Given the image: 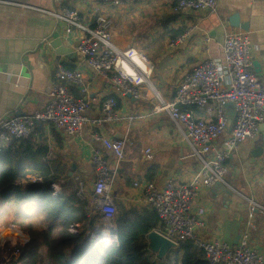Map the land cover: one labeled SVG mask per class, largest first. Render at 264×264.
<instances>
[{
	"label": "crops",
	"instance_id": "obj_1",
	"mask_svg": "<svg viewBox=\"0 0 264 264\" xmlns=\"http://www.w3.org/2000/svg\"><path fill=\"white\" fill-rule=\"evenodd\" d=\"M177 1L132 0L127 5L113 7L72 0L61 3L57 0H0V118L32 116L42 110L49 102V94L56 83L58 65L83 74L88 88L85 97L89 102V116L98 117L103 102L115 96L120 116L139 117L134 122L106 124L96 130L87 127L78 136H68L52 126L39 124L33 148L22 155L23 165L29 172L28 178L21 184L23 192L29 185L45 184L39 177L40 170L51 169L84 183L87 199L91 202L89 214L96 212V198L92 190L96 175L91 155L99 151L114 168L117 163L114 155L95 140L94 133L127 140L125 156L117 168L112 189L116 213L120 208H147L141 189L135 184L151 182L162 190L169 181L182 185L191 179L198 161L187 147L183 133L169 116L166 113L151 114L156 104L153 103L152 93L144 90L140 100L115 94L110 78L94 73L85 58L75 52L74 47L84 33L69 34L65 23L37 11L61 12L69 7L76 10L83 23L92 28L99 15L112 17L115 23L112 42L122 49L129 46L146 49L147 52H144L154 64V86L165 101L174 99L182 78L202 60L222 59V44L226 35L243 31L230 27L227 22L228 17L239 14L241 22L249 24V30L243 32L252 42L253 63L260 65V73L253 68L254 73L264 84V0H219L218 12L225 18L223 36L211 34L218 22L215 23L210 14H175L173 7ZM181 30L189 32V38L177 47H170L173 33ZM139 38L150 42L136 45ZM57 39H61L63 46L72 49L76 56L59 55L52 47ZM73 93L77 98L82 97L75 89ZM228 111L233 112L234 109ZM208 116L198 111L194 113V117L199 119ZM259 147H264V125L256 141L241 144L226 162L228 172L225 181L231 194L215 188L200 189L193 210H206L204 224L198 231L202 239L218 238L236 246L251 220L253 202L256 205L252 221L256 228L251 232V244L264 255V153L260 156L255 154ZM38 150L40 153L36 154ZM63 183L65 177L53 184L55 196L63 194ZM17 213L21 214L20 218L16 217ZM27 213H33L32 205L24 203L18 208L9 194L0 196V253L19 242L26 245L30 240L29 234L24 237L19 225L14 224V221L21 222ZM43 224L41 230L46 231ZM97 228L106 232L107 225L97 224L95 232Z\"/></svg>",
	"mask_w": 264,
	"mask_h": 264
},
{
	"label": "built area",
	"instance_id": "obj_2",
	"mask_svg": "<svg viewBox=\"0 0 264 264\" xmlns=\"http://www.w3.org/2000/svg\"><path fill=\"white\" fill-rule=\"evenodd\" d=\"M59 3L63 0H57ZM85 4H102L113 7L127 5L132 0H72ZM219 0H178L173 7L177 15L210 14L218 12ZM63 22L69 34L83 32V38L75 45V52L85 58L89 67L99 76L109 77L115 94L130 95L136 100L143 97L144 90L152 93L156 104L151 114L166 113L181 130L184 140L198 165L191 179L182 185L169 181L159 190L151 182L135 184L140 187L143 203L154 210L160 226L154 231L171 241L177 251L180 245L190 241L201 249L209 264H264V255L251 244L253 207L239 242L232 246L218 238L210 240L199 236L204 224L206 210L194 212L193 205L201 188H215L225 181L228 172L227 160L241 144L256 141L264 125V84L253 70V49L250 37L243 31L229 33L222 44V59L207 58L186 74L176 88L172 101H165L154 86V64L144 51L133 47L117 48L112 42L114 20L108 15H99L95 26L83 23L80 14L69 7L61 12L37 9ZM189 38V32L172 39L170 47H177ZM56 83L49 94V102L32 116L0 118V152L13 140L38 135V124L49 125L68 136H78L88 127L100 129L106 124L134 122L139 117H122L118 114V102L107 98L98 117L88 115V88L80 71H71L61 65L55 71ZM73 89L82 97L77 98ZM231 103L235 112L231 132L227 133ZM187 109V110H184ZM194 110L206 113L207 118L196 119ZM96 141L110 151L117 163L114 168L99 152L91 155L95 170L93 194L96 209L102 210L104 223H108L110 237L104 243L111 244L116 237L115 205L112 189L117 168L125 156L127 140L109 138L94 133ZM77 196L87 199L85 184L80 182ZM110 221V223H109ZM113 222V223H112ZM94 233L91 240L102 233ZM103 242V241H100ZM25 245L20 242L0 253V264H13L18 260Z\"/></svg>",
	"mask_w": 264,
	"mask_h": 264
},
{
	"label": "trees",
	"instance_id": "obj_3",
	"mask_svg": "<svg viewBox=\"0 0 264 264\" xmlns=\"http://www.w3.org/2000/svg\"><path fill=\"white\" fill-rule=\"evenodd\" d=\"M183 33L182 30L176 31L172 38ZM111 97L116 99L115 96ZM34 137L37 136L13 140L0 153V196L9 194L18 208L24 203L33 206L32 214L27 213L21 222L14 221L29 234L30 240L23 248L21 257L13 264H47V252L56 261L55 264H165L151 252L147 240L148 235L160 226L154 210L120 208L115 220V239L111 244L98 242L95 246L90 244L91 233L100 215L98 210L89 214L91 202L77 196L79 181L62 174L65 177V183L62 184L64 192L61 196H55L52 186L63 177L57 171L45 169L40 170L39 177L46 183L29 185L23 192L21 184L28 178L29 172L22 158L33 148ZM39 150L36 154L40 153ZM36 215L42 216L41 225H49L48 231L38 232L33 227V221L30 220H35ZM16 217L20 218L21 214L19 216L17 213ZM72 226L78 228L77 233L70 231ZM176 255V264H209L204 252L190 241L182 243Z\"/></svg>",
	"mask_w": 264,
	"mask_h": 264
},
{
	"label": "water",
	"instance_id": "obj_4",
	"mask_svg": "<svg viewBox=\"0 0 264 264\" xmlns=\"http://www.w3.org/2000/svg\"><path fill=\"white\" fill-rule=\"evenodd\" d=\"M210 18L215 19L216 26L214 27V31L211 33L213 35L219 34L220 36L224 34L225 32V25L223 22H225V18L221 17L219 12H214L210 13ZM227 22L230 27L235 28V29H241L243 31H248L249 30V24L248 23H242L241 18L239 14H233L230 17H228ZM52 47L56 49L59 53V55H66L70 58L75 57L76 53L70 48H66L63 46L61 39H57L52 43ZM253 68L256 73H260V65L256 62L253 63ZM131 97L130 95H128ZM226 109H233V105L231 103L226 105ZM229 112V111H228ZM234 118H235V112H229V120H228V127H227V133L229 134L232 130V126L234 124ZM38 128L39 124L36 122ZM264 153V147H259L256 151L255 154L257 156H260ZM75 169V166H73V170ZM224 193H227L228 195L231 194L230 191L226 187H224L221 184H217L215 186V190H220ZM57 196H60L59 194ZM97 231L95 232L96 234H99V229H96ZM148 243L150 250L153 254H157L158 258L164 259L166 256L175 248V245L169 241L168 239L164 238L162 235L159 233L153 231L148 235Z\"/></svg>",
	"mask_w": 264,
	"mask_h": 264
},
{
	"label": "rangeland",
	"instance_id": "obj_5",
	"mask_svg": "<svg viewBox=\"0 0 264 264\" xmlns=\"http://www.w3.org/2000/svg\"><path fill=\"white\" fill-rule=\"evenodd\" d=\"M114 26H115V23H114ZM146 26V25H145ZM162 29V28H161ZM112 33H113V31H112ZM137 43H136V45H138V44H148L149 42H150V40H145V39H138V41H136ZM129 47H131V46H129ZM117 48H119V47H117ZM137 48V47H136ZM119 49H122V48H119ZM141 50H143V51H145V52H147L146 51V49H141ZM225 187V186H224ZM228 189V188H227ZM115 209H116V211H117V207L115 206ZM98 210V213H99V215H100V220H99V222H98V224L99 225H103V224H106V225H108V223H104L103 222V220H104V214H102V210H100L99 208L97 209ZM119 212H120V210L116 213V215H115V220L118 218V216H119ZM42 216L41 215H36L35 216V220H30V221H33V227L38 231V232H40L41 231V229H42V225H41V222H42ZM24 223H26V222H24ZM28 223V222H27ZM109 223H110V221H109ZM113 223V222H112ZM18 224V223H17ZM16 225V224H15ZM14 225V226H15ZM44 225V224H43ZM48 224H45L44 225V227H45V229L48 231L49 229V225L47 226ZM20 228H21V226H19ZM17 228V227H16ZM18 230H19V228H18ZM20 231V230H19ZM70 231L72 232V233H77L78 232V228H76V227H74V226H72L71 228H70ZM94 232L95 231H93L92 233H91V236H93L94 235ZM20 233L25 237V236H27V234H26V232H24L23 230H22V228H21V231H20ZM28 237V236H27ZM30 237H28V239H29ZM27 239V240H28ZM27 240H24V241H27ZM29 242V241H28ZM27 242V243H28ZM99 243H102V242H99ZM98 242H94L92 245H95V246H97V244H99ZM103 243H104V241H103ZM26 244V243H25ZM255 248V247H254ZM154 255H156L157 257H158V255L157 254H154ZM163 260V262L165 263V264H176V261H177V255H176V251H174V250H172L171 251V253H169L167 256H166V258L165 259H162ZM55 262L56 261H53L52 260V258L48 255V252H47V256H46V263L47 264H55ZM158 262V261H157Z\"/></svg>",
	"mask_w": 264,
	"mask_h": 264
},
{
	"label": "bare ground",
	"instance_id": "obj_6",
	"mask_svg": "<svg viewBox=\"0 0 264 264\" xmlns=\"http://www.w3.org/2000/svg\"><path fill=\"white\" fill-rule=\"evenodd\" d=\"M110 230L108 229V227H107V230H106V232H103L102 231V233L100 234V235H98V236H95L91 241H90V244L92 245L94 242H100V241H105L107 238H109L110 237ZM90 245V246H91Z\"/></svg>",
	"mask_w": 264,
	"mask_h": 264
}]
</instances>
